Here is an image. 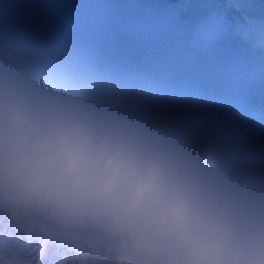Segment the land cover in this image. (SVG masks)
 I'll return each mask as SVG.
<instances>
[{"label":"clouds","instance_id":"1","mask_svg":"<svg viewBox=\"0 0 264 264\" xmlns=\"http://www.w3.org/2000/svg\"><path fill=\"white\" fill-rule=\"evenodd\" d=\"M0 203L120 239L114 264H264V202L124 116L0 75Z\"/></svg>","mask_w":264,"mask_h":264},{"label":"rangeland","instance_id":"2","mask_svg":"<svg viewBox=\"0 0 264 264\" xmlns=\"http://www.w3.org/2000/svg\"><path fill=\"white\" fill-rule=\"evenodd\" d=\"M29 2H32V0H28ZM35 2V4L37 5V0H35L34 1ZM33 9V7H31V9L30 10H32ZM253 9V8H252ZM251 10V9H250ZM33 11V10H32ZM34 12V11H33ZM42 12H43V7H40L37 11H35L34 12V16H36V18L38 19V20H42L41 18H42ZM106 261V263L108 264V262H107V260L105 259V257H104V262Z\"/></svg>","mask_w":264,"mask_h":264},{"label":"bare ground","instance_id":"3","mask_svg":"<svg viewBox=\"0 0 264 264\" xmlns=\"http://www.w3.org/2000/svg\"><path fill=\"white\" fill-rule=\"evenodd\" d=\"M155 110L156 109L154 108L153 111H155ZM261 112H264V107L261 108ZM256 132L260 135V137L262 138V140H264V130H257ZM193 162H195V160Z\"/></svg>","mask_w":264,"mask_h":264}]
</instances>
